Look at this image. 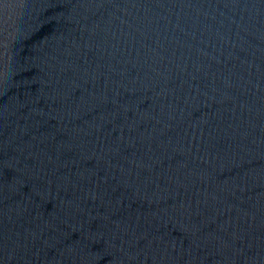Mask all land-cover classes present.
I'll use <instances>...</instances> for the list:
<instances>
[{"label":"water","instance_id":"95a60500","mask_svg":"<svg viewBox=\"0 0 264 264\" xmlns=\"http://www.w3.org/2000/svg\"><path fill=\"white\" fill-rule=\"evenodd\" d=\"M0 264H264V0H0Z\"/></svg>","mask_w":264,"mask_h":264}]
</instances>
